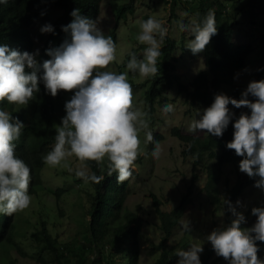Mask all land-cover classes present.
I'll return each instance as SVG.
<instances>
[{"label": "clouds", "instance_id": "9594fccd", "mask_svg": "<svg viewBox=\"0 0 264 264\" xmlns=\"http://www.w3.org/2000/svg\"><path fill=\"white\" fill-rule=\"evenodd\" d=\"M7 3L8 0H0V4ZM69 15L71 21L61 26L67 34L65 39L58 46L45 49L50 58L42 63L36 59L38 49L20 51L0 44V102L27 106L39 92V84L53 97L59 90L70 91V98L64 103V115L55 129L54 143L41 156L43 163L50 168H64L84 183L100 184L105 174L112 176L113 173L119 183L131 177L138 156L148 154L141 148V131L144 132L143 142L153 144L151 156L154 159L160 156L161 145L149 127L147 110L133 104L128 73L108 70L116 60L112 36L106 35L97 21L82 15L79 8H73ZM177 23L181 30L191 34L185 47L194 55L203 52L217 33L215 13L211 9L199 20ZM139 29L136 40L144 47L139 56L136 52L128 53L126 68L140 77H153L160 70L162 43L168 36L169 25L163 18L149 16L140 21ZM39 31L55 34L51 23L43 24ZM256 71H264V66ZM229 105L248 111H241L237 117ZM174 111L172 103H164L161 107L164 114ZM197 117L188 130L217 138L232 122V138L225 142V147L241 157L239 171L253 178V186L264 192V78L250 80L239 99L223 92L214 94L211 104L197 111ZM24 128L25 124L18 117L0 107L2 215L13 216L29 208L32 202L31 169L16 154V142ZM70 157H75L76 167L69 164ZM90 161L98 167L105 165L106 172L98 175L90 171ZM224 204L233 219L213 229L204 239L228 264H264V258H258L259 245L256 243L264 242V205L253 206L251 214L256 217L255 222L250 227H242L246 217L237 210L241 202L237 200L233 204L225 199ZM181 226L183 231H191L188 219L181 221ZM202 252L201 243L179 249L176 264H202Z\"/></svg>", "mask_w": 264, "mask_h": 264}, {"label": "trees", "instance_id": "16d2710c", "mask_svg": "<svg viewBox=\"0 0 264 264\" xmlns=\"http://www.w3.org/2000/svg\"><path fill=\"white\" fill-rule=\"evenodd\" d=\"M104 0H8L7 4H0V44H6L10 48L20 51H34V40L31 29L38 18L46 16L52 7L60 10V14L53 22L55 34L49 33L47 40L41 48L39 63L50 57L45 49L53 47L59 35L64 34L61 26L66 25L72 19L69 15L73 8H79L81 14L93 20H97L101 5ZM136 1L130 0L117 8L116 23L106 35H111L115 44L117 42V30L121 20L127 13L133 14L136 10ZM173 1V9L177 0ZM252 9L264 10V0H247ZM243 0H196L191 12L196 20L201 19L209 9L215 13L217 33L210 38L209 43L203 51L205 68L195 73L188 83L182 82L179 75L175 73L174 52L177 49L175 39L166 37L163 41L162 53L160 56V70L153 79V85L146 92L145 102L148 105V115L154 111V103L161 96L163 87L176 86L178 93H184L191 105L199 104L209 106L214 94L223 92L233 98L239 99L238 90L234 84L236 72L244 68L248 56L254 51L250 43L233 41L232 26L237 22V16L244 10ZM43 13V14H42ZM252 16V11H251ZM264 26V21H263ZM262 66H264V29L262 33ZM184 44V42H183ZM184 46V45H183ZM137 49L132 52L137 53ZM129 56H127V59ZM263 75L264 71H258ZM39 92L34 94L33 99L27 106L11 105L7 102H0V107L12 112L18 117L25 128L19 138L16 154L21 157L30 167L32 181L30 182V194L36 193L34 186L37 185L36 177L43 167L41 156L47 152L54 143L55 129L64 115V103L70 98V91L59 90L53 97L47 94L42 84L38 85ZM225 87H235L233 93H226ZM250 99H253L250 97ZM232 108L235 116L238 117L241 111H248L246 108ZM149 118V117H148ZM154 120H152L153 122ZM154 123V122H153ZM172 134L179 138L183 144V154L191 155L194 158V165H198L207 155L217 161V168L220 170L226 164H232L237 168L241 157L234 154V150L227 149L225 142L232 138V122L221 137L197 136L186 134L180 128L171 129ZM154 138L160 143L164 135L153 131ZM147 155L151 156V141L147 143ZM140 160L139 156L135 164ZM90 171L99 174L106 172V166L98 167L95 162H88ZM236 180L232 188L227 187V199L234 202L247 188L253 187L254 179L249 178L245 173L235 169ZM134 169L130 178L117 182L115 173L107 176L100 184L84 183L68 171L64 173L68 184L64 188L50 189L51 195L60 198L64 193L72 189V183L78 184L86 195L87 210L89 216L86 223L84 238L81 246L76 250V259L68 253L69 245L63 244L57 235L52 233L48 219H42L35 224V229L28 238L29 246L26 250L18 241L17 236V213L13 216L0 214V251L17 249L23 256H31L38 264H139L140 259V230L141 221L137 214L126 207L130 190V180L136 176ZM220 173L209 169L207 190L212 196L215 204L220 203L218 196V184ZM196 180L192 176V184L189 191L183 195L180 204L172 210L161 208L162 202L152 194V201L155 210L161 221V228L165 232L159 249L161 254L155 264H168L172 257L165 247V242L172 234L173 229L183 217L185 209L190 202V192ZM229 224V223H228ZM252 225V224H251ZM251 225H248L249 227ZM259 245L258 258H264V242L257 241ZM77 247V246H76ZM116 250L117 253L113 251ZM214 250L212 246L206 247L201 257L202 264H214L212 260ZM10 264H15L10 261Z\"/></svg>", "mask_w": 264, "mask_h": 264}, {"label": "rangeland", "instance_id": "374dc122", "mask_svg": "<svg viewBox=\"0 0 264 264\" xmlns=\"http://www.w3.org/2000/svg\"><path fill=\"white\" fill-rule=\"evenodd\" d=\"M128 1L130 0H104L102 2L101 12L96 21L103 32L108 33L114 27L117 8ZM177 1L175 9H173V1L171 2V0H137L135 12L133 14L127 13V16L121 20L117 30L116 60L108 66V70L117 73H128L127 78L133 90V104L142 109H148L145 102L146 92L153 85L155 80L153 78L157 74L153 77L143 78L126 68L128 53L132 52L133 49H137L139 56L144 47L136 40V35L140 31L139 23L141 20L153 16L163 18L168 23L169 33L167 37L175 39L177 42V49L174 52L177 62H175L176 68L174 71L182 79V82L188 83L195 73L205 68L203 52L194 55L190 49L185 47L191 38V34L181 30L177 23L180 20L185 23L196 20L191 12L196 0ZM243 1L245 8L238 14L237 22L232 26L233 41L250 43L254 46V51L248 56L244 68L236 72L239 75L235 74L234 84L238 90L239 98L241 91L250 80L264 78V74L258 75V71H256L258 67L262 66L263 61L261 38L264 29V10L260 8L252 9L249 7L247 0ZM59 14L60 10L52 7L46 16H42L35 21L31 29L34 51L39 50L38 55H36L38 62L41 59V48L49 36V33H41L39 29L45 23L53 25ZM66 35L64 33L57 36L59 38L55 40L53 47L58 46ZM235 87H225V92L233 93ZM164 103H172L175 111L170 114L162 113L161 107ZM205 107L207 106L202 104L191 105L187 96L184 93H178L174 85L169 88L163 87L161 96L154 103L153 113L148 115L149 127L152 132L162 133L164 139L160 143L162 151L158 158L139 156L140 160L135 164L137 174L130 180L126 207L135 212L141 221L139 264L156 263L161 254L159 247L165 235L152 201V194L156 195L162 202V209L172 210L180 204L183 195L189 191L193 174L196 175V180L190 192V202L182 219L165 242V247L172 257L168 264H176L179 259L176 252L182 248L187 249L192 243L202 244L201 259L206 247L211 245L209 241L204 239L206 235L213 229L227 225L233 219L227 211L224 200L228 197L226 184L228 189L232 188L236 180L235 169H238V166L235 168L232 164H226L219 170L217 161L207 155L195 166L194 158L191 155L186 156L183 154V142L172 134L171 129L178 127L186 134L206 135L207 133L204 132H190L188 130L191 121L198 118L197 111ZM152 120H154V123ZM140 137L141 148L147 152V144L143 142V131L140 132ZM68 162L72 167L77 166L75 157H70ZM209 169L214 172L219 171L221 175L218 184L220 199L218 204L213 203L212 196L207 190ZM65 172L67 170L64 168H50L45 165L37 175V185L34 186L37 191L31 194L32 202L29 208L17 213V239L22 248L29 250L28 247L30 246L27 241L30 233L35 229V224L47 218L52 233L57 235L63 244L69 245L67 251L74 261L76 250L81 246L84 238L83 234L89 216L86 213V195L75 182L72 183V189L60 198L50 194V189L64 188L68 184L67 177L64 175ZM237 200L241 202V205L237 206V210L242 211L246 217V221L241 226L249 227L248 225L253 224L256 219L251 214V208L264 205V192L254 186L249 187L233 204ZM187 219L190 221L191 231L182 230L181 221ZM113 252L117 253L116 250ZM212 260H215L214 264H228L223 257L217 256L215 252ZM10 261H14L15 264H38L34 258L23 256L16 248L0 251V264H10Z\"/></svg>", "mask_w": 264, "mask_h": 264}]
</instances>
